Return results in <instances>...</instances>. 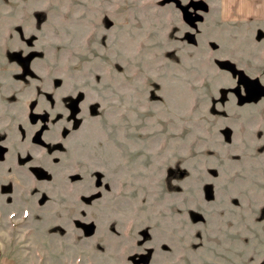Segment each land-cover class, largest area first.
<instances>
[{
	"label": "rangeland",
	"instance_id": "rangeland-1",
	"mask_svg": "<svg viewBox=\"0 0 264 264\" xmlns=\"http://www.w3.org/2000/svg\"><path fill=\"white\" fill-rule=\"evenodd\" d=\"M217 10L0 0V264H264V99L217 67L264 87V30Z\"/></svg>",
	"mask_w": 264,
	"mask_h": 264
},
{
	"label": "crops",
	"instance_id": "crops-1",
	"mask_svg": "<svg viewBox=\"0 0 264 264\" xmlns=\"http://www.w3.org/2000/svg\"><path fill=\"white\" fill-rule=\"evenodd\" d=\"M218 15L228 32L233 28L264 30V0H216ZM261 34L260 31H257ZM264 33V32H263Z\"/></svg>",
	"mask_w": 264,
	"mask_h": 264
},
{
	"label": "water",
	"instance_id": "water-1",
	"mask_svg": "<svg viewBox=\"0 0 264 264\" xmlns=\"http://www.w3.org/2000/svg\"><path fill=\"white\" fill-rule=\"evenodd\" d=\"M182 18L186 21L184 16V10H181ZM201 17L199 15L192 16L191 22H200ZM217 67L229 73L234 79L237 87H240L243 95L240 94L239 88L233 90V94L236 98L237 104H248L252 101L264 99V87L261 85L258 79L247 77L242 71L236 69L233 64L227 61H220L217 63ZM41 122H45V117H40Z\"/></svg>",
	"mask_w": 264,
	"mask_h": 264
},
{
	"label": "flooded vegetation",
	"instance_id": "flooded-vegetation-1",
	"mask_svg": "<svg viewBox=\"0 0 264 264\" xmlns=\"http://www.w3.org/2000/svg\"><path fill=\"white\" fill-rule=\"evenodd\" d=\"M182 14V13H181ZM184 16H185V18H186V21H184V22H187V23H195V22H191V20H192V16H191V14L188 12V10L186 9V10H184Z\"/></svg>",
	"mask_w": 264,
	"mask_h": 264
},
{
	"label": "trees",
	"instance_id": "trees-1",
	"mask_svg": "<svg viewBox=\"0 0 264 264\" xmlns=\"http://www.w3.org/2000/svg\"><path fill=\"white\" fill-rule=\"evenodd\" d=\"M197 5H201V4H197ZM179 9L181 10H185V8H182V7H178ZM204 9V8H203Z\"/></svg>",
	"mask_w": 264,
	"mask_h": 264
}]
</instances>
